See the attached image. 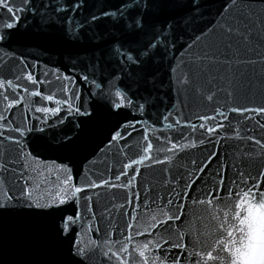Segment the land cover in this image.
<instances>
[{"label": "water", "instance_id": "water-1", "mask_svg": "<svg viewBox=\"0 0 264 264\" xmlns=\"http://www.w3.org/2000/svg\"><path fill=\"white\" fill-rule=\"evenodd\" d=\"M19 2L20 0H16V3ZM33 2L39 9L38 14L25 13L14 29L0 28V34L5 35V39L0 41V78L22 76L25 64L29 66V70L35 66L37 79L43 78L44 73H47L48 79L59 84L60 81L55 80L57 75L72 77L76 80L80 93L78 103L82 106L81 110H87L88 114L69 115L67 111H62L59 116H50L47 123H43L42 113L27 112L24 105L11 110L14 115L9 114L8 118L16 126L24 128L25 133L23 136L14 131L5 133V136L17 137L19 144L0 138V158L7 163L9 169L0 173V181H3L0 183V199L4 198L5 192L16 197L10 202L9 210L0 213V264H118L115 257L110 260L104 255L108 245L103 241L112 240L115 251L120 246L115 242L122 241L129 223H135L139 231L145 230L150 216L159 211L156 206L163 204L169 197L174 198L175 194L171 189L174 186L183 187L193 159L199 164L215 147L219 149V160L240 164L242 170L251 171L253 175L264 165V153L246 138L249 134L264 138V128L256 123L257 119L264 123V116L245 120L237 113L228 112V120L224 121L226 127L221 130V133H227L228 138L221 140L219 144H216V136L213 134L212 142L206 139L205 144L200 145L198 141L205 135L200 129L193 133L188 127H166L167 123L177 117L199 124L202 121L197 119L198 116L214 115L213 109L220 106L226 110L234 106L255 108L264 105V61L260 59L264 55V44L261 43L264 33L259 32V26L254 33L253 49L243 54L246 61L251 58L255 63H233L231 69L221 64L217 69L221 76L233 77V73L239 68V74L233 77L237 83L232 96L220 91L217 93L218 99L213 103L205 99L209 94L207 89L212 87L206 80L200 81L202 87L199 92H193L187 85L180 83L188 66L192 64L193 57L205 50L214 51L221 47V24L226 14L224 8L227 0H155L151 7L150 0H129L131 7L125 8L123 13L117 8L120 0H82L83 7L74 14L76 23L85 22L81 28H72L71 24L66 23V17L70 13L52 10V6L57 3L70 4L74 0ZM245 3L251 5L254 18L264 13V4L258 0H245ZM41 4H49V8H42ZM137 7L142 13H147L149 25L156 22L155 31L163 33L157 37V47L149 48L147 55H141V59L145 61L151 58L150 63L143 66L115 55L118 45L108 46L112 37L127 39L119 22L121 19L128 20V12L135 11ZM103 13L108 15H102ZM0 15L6 19V10L0 9ZM93 15L99 19L92 20ZM165 22L167 26L162 27ZM66 28L72 29L69 39L64 38ZM146 32L141 37L140 44L134 46L141 53L143 43L153 39V29L149 27ZM220 59L223 60L224 57ZM141 67H146L150 73L146 79ZM84 76L88 77L87 81L82 78ZM93 80L104 81L101 90L96 88ZM20 83L26 81L21 80ZM214 83L223 87L226 81L221 79ZM117 90L126 92L136 103L144 104L143 113H138L134 105L119 111L113 110L106 101L115 99ZM41 91H45L44 86H41ZM28 99L35 101L39 98ZM28 99L25 103H28ZM37 106L41 105L32 104V108ZM168 113L172 115L168 121H164L163 117ZM26 114L30 116L27 122L24 120ZM61 117H65L63 122H60ZM134 120L146 121L148 126H153L154 136H170L182 144L195 139L197 147L175 153H158L157 158L164 159L167 156L171 160L163 164L146 162L140 165V175L136 178L135 187L131 189L107 186L87 189L79 194L78 202L73 200L52 208H29L27 201L20 198V193L25 188L24 181L29 178L33 199L46 196L50 188L54 194V185L45 183L40 189L36 188V184L43 179L38 173L63 178L67 173L58 171L61 166L71 169L73 182L81 186L89 180L99 183L102 179L113 178V182H116L114 177L121 171L128 157L119 154L118 146H109V141L118 127ZM234 128L241 131L243 138H235L232 131ZM125 131L132 133L127 139L130 147L126 151L129 156L138 158L135 146L142 140L144 126L138 124L136 130ZM182 134H186L188 139H181ZM125 143L120 142L122 145ZM250 148L254 149L251 157L241 156L242 152ZM217 167L218 164L214 161L205 171L214 174ZM131 175L129 172V177ZM181 176L184 179H180ZM226 176L227 181H231L234 170L229 168ZM173 177L179 180L178 185ZM127 179L128 177L123 178L125 181ZM169 180L172 183H166ZM211 186L209 175H204L193 185L185 205L183 223L177 222L185 234V241L190 244L189 253L193 252V246L200 247L196 245L198 238L211 242L207 233L214 222H211L208 213L204 211L205 205L191 203L193 198H203V194ZM137 191L140 193L141 204L134 211L128 205V198ZM86 196L92 197V212L86 211ZM154 199L156 206H153V212H147L144 205H152ZM40 202L43 204L46 201ZM168 207L175 211L174 206ZM129 214L137 217V220L131 221ZM76 215L81 217L79 222L68 235H61L63 219ZM205 224H208L207 229ZM90 225L92 231H89ZM97 227L99 232L95 231ZM197 230L205 232V236L198 237ZM163 235L174 242L177 239L175 229L171 234ZM77 237L85 244L91 240L97 242L89 246L83 260L73 253L72 241ZM146 239L151 238L140 236L133 244H142ZM129 251H132V245L129 246ZM175 251L177 250L173 251V255ZM134 255L138 256V253Z\"/></svg>", "mask_w": 264, "mask_h": 264}, {"label": "snow or ice", "instance_id": "snow-or-ice-1", "mask_svg": "<svg viewBox=\"0 0 264 264\" xmlns=\"http://www.w3.org/2000/svg\"><path fill=\"white\" fill-rule=\"evenodd\" d=\"M155 0H150L151 4ZM259 3L264 4V0H258ZM42 8H49V4H41ZM83 7L82 0H74L72 3L55 4L52 6L54 12L70 13L66 17V23L71 24L72 28H81L84 25V21L76 23L74 20V14L78 9ZM129 0H120V4L117 6L118 10L123 13L125 8H130ZM0 9H5L7 18L0 15V28L8 30L14 29L20 23L25 13L38 14L39 9L33 0H20L16 3V0H0ZM231 9V11H228ZM226 13L223 17L221 24V47L216 50H205L201 54L193 57L192 64L188 66L186 72L183 75L180 83L187 85L193 92H199L202 85L200 81L206 80L207 83L212 86L207 89L208 93L205 99L209 102L215 103L218 99L217 93L225 91L230 97L236 91V81L233 77L239 74V68L233 73V77L221 76L217 71L218 67L223 64L231 69L233 63H255V61L248 58L246 61L243 54L253 49L254 33L259 26V32L264 33V13L254 18L251 10V5L246 4L245 0H227L224 8ZM102 15H108L103 13ZM128 20L119 22L123 26V34L127 39H117L112 37L108 42V46H117L115 55L122 56L128 62L132 64L146 65L150 63V57L147 61L141 59V55H147L149 48L157 47V37L162 36L163 33H157L155 31L156 22L149 25L147 20V13H142L139 7L135 11L128 12ZM243 17V18H242ZM92 20L99 19V17L93 15ZM165 22L162 27H166ZM151 27L153 29V39L143 43V53L140 49L134 47L140 44L141 37L146 35V30ZM72 29H65V39L70 38ZM5 39L4 34H0V41ZM264 44V40H261ZM125 45L127 47L125 48ZM125 49L120 51L119 49ZM105 53H102L104 55ZM224 57L223 60L220 57ZM261 61H264V55L260 57ZM24 74L17 75L13 79L0 78V138L3 140L11 141L19 144L20 140L14 136H5L6 132H17L20 136H23L25 129L14 124L13 120L8 118L12 113V109L24 105L27 112H35L43 114V123H47V119L50 116H59L62 111H67L69 115H87V110H81L82 106L78 103L80 100V93L76 85V80L69 76L55 77L56 81H60L59 84L54 83L53 80L48 79V74L44 73L43 78L37 79L35 72V66L29 70L27 64L24 65ZM141 71L145 72V79L150 73L147 72L146 67H141ZM115 76V73L113 74ZM85 81L88 80L87 76L82 77ZM225 80L226 84L221 87L219 83H214L219 80ZM26 81V83H20V81ZM98 90H101L104 81L99 82L92 81ZM198 85H200L198 87ZM35 86V87H30ZM41 86H44L45 91H41ZM115 99L106 101L113 110L119 111L120 109L135 106L138 113H143L144 104L136 103L134 99L126 92L117 90L115 92ZM39 98L38 100H31L28 98ZM28 99V103H25ZM103 99V95H101ZM40 104L32 108V104ZM53 105V106H48ZM214 115H202L197 119L202 121L199 124L192 123L190 120L183 121L177 117L174 121L167 123L168 129L188 127L195 133L198 129L203 131L204 138H200L198 143L200 145L205 144L206 139L208 142H212V136H216V144L223 139L228 138L227 133H221V130L226 127L224 121L228 120V112L237 113L245 120L258 118L264 116V105L255 108H249L247 106H234L224 110L222 106L213 109ZM251 114V115H248ZM172 113H168L163 117L164 121H168ZM218 117L222 119H218ZM30 119L28 114L25 115L24 120L27 122ZM40 119V117H37ZM65 117L60 118V122H63ZM212 122V123H210ZM257 125L260 128H264V123H261L259 119L256 120ZM140 124L144 126V134L142 140L135 146L139 153L138 158L129 156L126 149L130 146L127 144V139L131 136V132L125 131L126 129L136 130V126ZM29 131L31 129H28ZM43 130V129H41ZM153 126H148L146 121L134 120L125 122L123 125L117 128L112 134L109 146H118L119 154L128 157L127 162L124 163L121 171L114 177L116 182H113V178L102 179L99 183L95 180H89L85 185L81 186L73 182L71 175V169L66 166H61L58 171H64L66 176L61 178L59 175L52 176L51 174L45 175L44 172L38 173L43 176V179L36 184V188L40 189L45 183L55 186V192L53 194L51 188L47 195H41L36 199H33V191L31 178L25 180V188L20 193V198L27 201V207L32 208H52L58 207L65 203L75 200L79 201L81 192L87 189L109 187V188H123L131 189L135 187L136 178L140 175V165H144L146 162L155 163H167L171 160V157H165L164 159L157 158V154L160 152L175 153L183 151L189 147H197V141L191 140L189 143H180L179 140H173L170 136H154L152 135ZM235 138L241 139L242 133L239 129H232ZM247 140L251 144L259 146V149L264 153V138H256L253 135H247ZM181 139L187 140L186 134H182ZM121 141H125V144H120ZM219 149L214 147V150L209 153L202 161L197 162L193 159L191 164V170L187 172V179L184 180L182 188L173 187L171 191L175 194L174 198H167L163 204L156 206L155 199L152 201V205L145 204L144 208L147 212H153V206L158 207L159 211L150 216L147 228L143 231H139L135 227V223H129L126 228L125 235L122 241H116L120 246L113 251L114 242L110 239H106L103 243L107 244V250L104 255L110 260L115 257L118 264H264V165L260 170L253 175L251 171L242 170L240 164H233L229 161H221L218 159ZM254 154V149H249L246 152H242L241 156L251 157ZM217 162L218 167L214 174L208 172L209 166L213 162ZM8 163H11L9 161ZM242 163V161H241ZM27 167V166H26ZM229 168L234 170V177L231 181H227L226 173ZM7 163L0 158V173L8 171ZM36 172V170H33ZM129 172L132 175L129 177ZM204 175H209L212 181V186L204 194L203 198L196 197L191 200L193 205H205L204 211L208 213L211 222H214L213 227L207 233L211 242H207L204 239L198 238L196 245L193 246V252L189 253L188 248L190 244L185 241V234L180 230L177 222L182 221V217L185 216V205L189 200V193L193 190V185L201 180ZM124 177H128L125 181ZM176 180L175 177L172 178ZM180 179H184L183 176ZM3 183V181H0ZM166 183H172V180ZM176 184H179V180H176ZM224 193L225 195H221ZM16 199L15 196L8 192H5L4 198L0 199V213L9 210V204ZM88 203L86 205V211L92 212L91 196L84 198ZM147 199V197H145ZM162 199V198H161ZM45 200V203L40 201ZM140 193L139 191L133 193L132 197L128 198V205L133 208L134 211L140 208ZM168 206H174L175 211ZM124 207V205H121ZM208 217H204L207 219ZM81 217L79 215L68 216L63 219L61 227V235H68L72 231L73 226L79 222ZM92 219H95V213H92ZM131 221H136L137 217L129 214ZM198 219H201L198 217ZM205 229L208 228V224L204 225ZM176 230V241L168 239L163 233L171 234L172 230ZM91 225L89 231H92ZM95 231L99 232L97 227ZM198 237L205 236V232L197 230ZM144 236L150 237L146 239L142 244H133L137 237ZM156 237H159L158 239ZM97 242L91 240L88 244H85L79 237L73 239V253L80 256L83 260L88 252L90 245H95ZM132 245V251H129V246ZM99 246V245H97ZM175 254L173 255V251ZM138 253L137 255H134Z\"/></svg>", "mask_w": 264, "mask_h": 264}]
</instances>
